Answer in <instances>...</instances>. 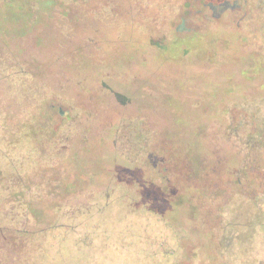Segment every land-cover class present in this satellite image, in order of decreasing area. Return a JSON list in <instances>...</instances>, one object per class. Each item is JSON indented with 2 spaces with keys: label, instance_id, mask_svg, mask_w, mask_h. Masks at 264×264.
Instances as JSON below:
<instances>
[{
  "label": "rangeland",
  "instance_id": "374dc122",
  "mask_svg": "<svg viewBox=\"0 0 264 264\" xmlns=\"http://www.w3.org/2000/svg\"><path fill=\"white\" fill-rule=\"evenodd\" d=\"M119 3L138 13L95 35H78L89 18L0 43V213L16 230L0 264H264L247 216L264 187L231 129L264 114V6ZM176 35L192 50L166 49Z\"/></svg>",
  "mask_w": 264,
  "mask_h": 264
},
{
  "label": "trees",
  "instance_id": "16d2710c",
  "mask_svg": "<svg viewBox=\"0 0 264 264\" xmlns=\"http://www.w3.org/2000/svg\"><path fill=\"white\" fill-rule=\"evenodd\" d=\"M254 1H257V3L251 5L253 0H236L237 4L235 5V8L239 9L251 6L252 16L254 17V20H256V17L260 18L261 16L257 8L260 5L264 6V0ZM120 4L121 3H119V0H108L105 5H100L99 2L96 3L94 0H0V43L9 44L10 40H14L16 37H26L31 33H37L41 27L49 26L51 25L50 23L62 24L67 21L70 22L72 25L73 23H77L75 25H84L83 21H88L87 19L89 18H91V20L93 21L89 20L90 23L87 26L84 25L86 26L85 29H78V35L82 36L81 33H83L84 36H88L91 33H94L95 35L100 27L99 22L103 21L104 18L106 19V22L113 18L112 20L114 21L112 23L117 24V21L118 23H122V20H125L123 18H125L126 14H131V12H129L131 11V9L133 10L132 14L135 15L138 13V7L134 6L126 9L123 6H120ZM224 6L223 4L215 5L213 1H209L207 4V7L213 8L214 10L222 9ZM228 9L230 8L228 7L227 10ZM210 12L212 13V11ZM217 17L218 16L216 14L213 15V18ZM258 18L257 20H259ZM89 26L93 28L89 29ZM73 28L72 32H74ZM116 30L120 31L121 33H125L131 31V27H121V25L118 24L116 26ZM57 31L55 32L54 30H50L49 36H53L56 34L60 35L62 33V35L67 36L65 31ZM261 31L264 32V30ZM194 32L201 33V37L199 40H202L205 43V37H207V40H209L211 36L210 33H202L200 30H195ZM243 33L240 32V34ZM40 38L41 40H43L41 36L38 37L39 40ZM180 38L186 37H180L176 35V37H174V39L169 43L166 49H168L169 46L178 47V49H180V52H178V54H184L185 51L192 50V45H186V47L176 45V41L180 40ZM240 38L242 39L243 36L241 35ZM90 39H92V37H90ZM79 49L80 51H83L85 48L83 46H80ZM254 54L257 55L255 57H258L259 60L264 61V47L263 50H254ZM109 62L106 61L105 64H109ZM95 64L97 65L98 62L96 61ZM109 65L112 66L113 64ZM258 112L259 111H257V113ZM235 116L236 115H230V117L233 119L236 118ZM241 121L242 120L237 121L238 127L243 126V124L246 125V123ZM31 122L32 123L30 124L33 125V120H31ZM231 124H234V122H231ZM16 125L25 126L26 122H24V120H20L16 123ZM37 125L39 124L35 123L33 126L36 127ZM244 127V129L237 128L236 130L235 127H232L231 129L235 132L234 134L238 136L240 135L241 137H239L244 140L246 150L242 158L245 161L248 160V162H250L249 165L255 168L256 175L255 179H251V189H253L254 185L257 187L256 189H258L259 185L264 187V114H262V116H259V118L252 117L251 122ZM22 138L23 136H20V139ZM244 169L246 170V168ZM260 200L256 199V197L255 199H253L256 211H254V215H251V213L247 214V216H251V222L254 221V223H264V196H262ZM248 207L249 206H246V209ZM37 234L38 233H36V235Z\"/></svg>",
  "mask_w": 264,
  "mask_h": 264
},
{
  "label": "flooded vegetation",
  "instance_id": "af4514ba",
  "mask_svg": "<svg viewBox=\"0 0 264 264\" xmlns=\"http://www.w3.org/2000/svg\"><path fill=\"white\" fill-rule=\"evenodd\" d=\"M9 194L10 191L8 192V197L10 196ZM1 200L2 199H0V201ZM14 219V215H10L6 212V210H3L2 208V212L0 213V243L3 246L7 245V248L10 247L11 243H14L16 241V230L15 227H13ZM22 237L25 239L26 244L29 242L28 239L32 240V236L27 237V230H23L22 232L18 233V238Z\"/></svg>",
  "mask_w": 264,
  "mask_h": 264
}]
</instances>
